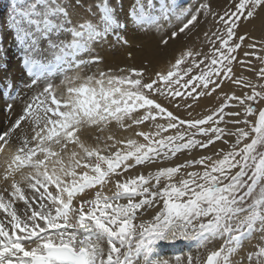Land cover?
<instances>
[{
	"label": "snow or ice",
	"instance_id": "snow-or-ice-1",
	"mask_svg": "<svg viewBox=\"0 0 264 264\" xmlns=\"http://www.w3.org/2000/svg\"><path fill=\"white\" fill-rule=\"evenodd\" d=\"M234 4L216 12L210 0L195 8H181L179 0H134L128 13L134 26L164 31L166 21L173 28L161 36L165 47L211 19L217 27L203 32L210 51L182 45L170 67L152 75L121 67L82 76L77 69L101 62L82 57L91 53V42L127 27L108 0L96 5L98 24H74L57 0H12L8 26L24 46L25 86L38 90L11 127L0 130V264H172L158 249L178 240L195 241L197 249L222 243L203 259L191 252L176 256L175 264H244L235 257L255 233L260 243L247 253V264H264V83L256 82L264 81V56L249 42L252 51L238 59L248 38L239 29L264 9V0ZM81 6L76 0L69 7L75 13ZM251 56L262 66H253ZM237 64L256 80L236 75ZM59 75L62 91L54 83ZM228 84L242 94L223 91ZM213 94L222 102L194 117L200 98ZM146 122L149 129L140 130ZM113 123L136 130L121 138L102 135ZM29 124L31 136L17 137L13 150V133ZM86 126L101 133L92 143L82 138ZM218 141L227 148L214 147ZM178 154L187 158L166 163ZM152 165L160 166L142 170Z\"/></svg>",
	"mask_w": 264,
	"mask_h": 264
},
{
	"label": "rangeland",
	"instance_id": "rangeland-1",
	"mask_svg": "<svg viewBox=\"0 0 264 264\" xmlns=\"http://www.w3.org/2000/svg\"><path fill=\"white\" fill-rule=\"evenodd\" d=\"M32 2H34V0H25L26 4L32 3ZM57 2L64 4V6L68 8V11L70 13L71 19L73 20L74 24L78 23V22H82V19L91 20L97 24L99 23L100 12H99V9L96 7V5L100 2H102V0H79L80 5H82V6L76 8L75 13L73 12V8L69 7V6L76 4V0H67L66 3H65V0H57ZM108 2L110 4V6H112L113 8L116 7L115 16H116L117 20H121V18H123L122 19L123 21L122 20L121 21L127 24V28L126 27H121V28H117V29L115 28V29L110 31L111 33L109 32L105 36L91 42V44H90L91 53L88 54L90 56L82 54V57L84 59H89L91 56H92V58H99L100 57L99 60L101 62L98 63L99 66H98V64H94L95 66H91L90 68L77 69V71H80V74L82 73L81 74L82 76H86V75H90L92 73H96L97 69L105 70V71H107V70L116 71L119 68H121V66L124 68H128V67H130V65H131V67H135V68L136 67L137 68L142 67V68L147 70L146 75H152L156 72V70L157 71L160 70V68H161V70L166 71L170 67L171 63L173 62V57H178V55L180 54L179 49L181 48L182 45H187V47H185L183 49L184 51H187L189 49L202 50L204 52L210 51L209 45L206 44L204 41L203 32L205 30L215 29L217 27V25L214 22H212L211 19H209L207 21L202 19L201 23L198 25V30L194 29L193 33H190L187 37L182 36L181 43L173 42V43H170V45L168 47H165L162 43L159 42L161 40V35L162 34L165 35V33H168V32L170 33L171 30H173V28L169 27V24L166 21H161V25H162L163 30H164L162 32L157 31L155 26L137 27V26H134L133 22L131 21L129 15H128V13H129V11H130L133 3H134V0H108ZM200 2H201V0H179V5L181 8H184V7L195 8L199 5ZM204 2H209V0H204ZM210 2L212 5V8L216 12H222L230 4L232 7L235 6L234 0H210ZM89 7H91V12L87 11V9ZM117 7L121 8V9H119ZM119 11H121V12H119ZM126 11H128V13H126ZM11 12H12V0H0V50H1V52L3 51L1 58L6 63L5 67H4V73L8 72L9 68H11V66L9 64H11L13 62H16L18 64L16 67H14L15 70L11 69V71L8 74H5L4 79L6 81L3 83L6 84V87H9L8 91L12 90L13 89L12 87H15V89L16 88H24L25 91H27L28 87H26L25 85L29 83L30 77L27 74V70L22 68V57L24 55V50H23L24 46L20 42L17 41V39L15 38V33L8 26L9 15ZM93 13H95V15H93ZM121 14H122V16H121ZM127 21H128V23H127ZM173 24L176 27L180 26L175 20L173 21ZM25 27H29V26L25 25ZM133 28H135V29H133ZM29 30L35 32L34 27H30ZM128 30L130 31V33ZM115 31H116V33H115L116 38H115V34H113ZM123 32H124V34H123ZM125 33L128 35H126ZM244 33H247L248 38L244 41V46L239 50L238 59L243 58V54L245 51H252V50L247 49V47H246V45L249 42H255L257 45L255 51L257 52L258 55L264 56V51L260 50L261 41H264V9H260L258 11L257 16L255 18H253L252 20H250V21L245 20L242 23L238 34H244ZM158 34L160 37L158 36ZM37 35H39V33H37ZM124 35L128 38H125ZM146 35H147V37H146ZM150 35H151V38L152 37H154V38L151 39ZM156 36H157V38H156ZM112 37H113V39H112ZM122 37H123V40H122ZM109 38H110V40L112 39L111 41H113V42L109 41ZM130 38L132 41L134 40V38L137 39V41L135 40L133 42H130V40H129ZM53 39H55V37H53ZM60 39L70 40L71 37L65 36L64 34H61ZM149 39H150V41H149ZM158 39H160V40H158ZM139 40H140V43H139ZM153 40H155V41H153ZM105 42L109 45H107ZM134 42H136L135 45H134ZM141 42H143L145 45H146V43L150 44V42H151V44L146 45L147 48H145L146 46H144V44H141ZM152 42H154V43H152ZM7 44L9 46H8V48H5V46ZM124 44L127 45L130 49L128 47L126 48V46H124ZM152 44H153V46H152ZM39 46L41 48H47V46H48L47 39L40 38L39 39ZM132 46L135 47L136 49L132 48ZM137 47H139V48H137ZM148 48L149 49L153 48V49L149 52V51H147ZM136 50L138 51V53L141 51V53L138 54ZM118 52H120V53H118ZM129 52H132L134 54V55H131L133 57L135 55H139V56H135L134 59H133V57L129 58L130 57ZM121 53L124 55H122ZM102 54H104V55H102ZM45 55H47V53H45ZM154 55H155V58H153ZM114 56H116V57H114ZM122 56L124 59L122 58ZM144 56L145 57L147 56L148 57L147 59H149V60L147 61V59H145L146 61H143L145 58ZM156 56H157V58H156ZM85 57H87V58H85ZM127 57L129 60H125V59H127ZM138 57H140V58H138ZM142 57H143V59H142ZM159 57H160V59H159ZM248 59H250L252 61V65L255 66L256 68H259L262 66L260 64V62L258 60H256L255 56L248 57ZM117 60L118 61L121 60V62L120 61L118 62ZM132 60H133V62H132ZM108 61H111L112 64L109 63ZM102 62H106V64L103 63L104 66H102ZM126 62H129V63L127 64ZM141 62L142 63L146 62V63L140 64ZM148 62H150V64ZM121 63H123V64L120 65ZM137 63L139 66L137 65ZM147 65H148V67H145ZM153 67H155L156 70ZM234 70H235L236 75L243 74L245 76H248V77L256 80V77L254 76L253 73L247 71L243 66H241L239 64L235 65ZM20 71H21V73H20ZM14 73H16V74H14ZM68 74H69V76H72L75 73L73 71H69ZM7 76H9V77H7ZM12 76H13V78H12ZM58 77L59 76H56V78H58ZM26 82H28V83H26ZM256 82L257 83H264V81H259V80H256ZM10 83H12V84L10 85ZM77 83H79V81H77ZM0 84H1V81H0ZM20 86H22V87H20ZM223 91L228 92L229 94H231L233 91L237 95L242 94L240 88H237L236 86L231 85V84L226 85L225 88L223 89ZM160 102L162 104L166 103L162 98L160 99ZM221 102H222V100L221 99H215V94H213V97L200 98L198 105L194 109H192L191 111L193 112L194 117L199 118L197 116V113H200L201 115H207L210 110L217 107ZM167 106L170 108V110L176 112V114L180 115L182 118H189V117H187L186 111H184V110L177 111V109H175L171 105H167ZM113 124H115V123H113ZM113 124L110 126H113ZM142 126H148L149 127L150 122H146ZM229 127H231V125H229ZM145 131H147V130H145ZM140 139H142V138H140ZM227 139H229L231 141L234 138L227 137ZM214 147L227 148L226 145H223L219 141L216 143V145ZM211 150H214V148L210 149V150H201V151H195L194 150L192 155L195 157H199L200 155L208 154V151H211ZM261 150H264V149H261ZM186 158L187 157L185 154H178L177 157L174 158L173 161L166 162V163L175 164V163H179V162L183 161ZM157 166H160V165H152L150 167H145V168H148V170H154V168ZM145 168H143V169H145ZM249 203H251V200H249ZM148 217L149 216H147L145 218H148ZM221 243H222V241H220V240L212 241L206 247L197 249L196 252L200 256L203 255V256H201V258L204 256L206 257V255L208 254V252L210 250L218 248L221 245ZM259 243H260V234L255 233L253 238L250 241L244 242L241 251L239 252L238 256L235 257V259H239L240 257H244L245 258L244 264H247V259H246L247 253L254 251L255 245H257Z\"/></svg>",
	"mask_w": 264,
	"mask_h": 264
},
{
	"label": "bare ground",
	"instance_id": "bare-ground-1",
	"mask_svg": "<svg viewBox=\"0 0 264 264\" xmlns=\"http://www.w3.org/2000/svg\"><path fill=\"white\" fill-rule=\"evenodd\" d=\"M123 4V3H122ZM117 8H119V7H117ZM115 9H116V7H115ZM119 9H121V8H119ZM119 12H121V11H119ZM126 13H128V11H126ZM117 14V13H116ZM125 15V14H124ZM121 16H122V14H121ZM126 16V15H125ZM123 18H121V20H122ZM120 20V21H121ZM123 21V20H122ZM132 21V20H131ZM127 23H128V21H127ZM127 28V27H126ZM131 28V27H130ZM115 29V28H114ZM117 29V28H116ZM124 29V28H123ZM132 29V28H131ZM133 29H135V28H133ZM166 29V28H165ZM129 31V30H128ZM172 31V30H171ZM160 32V31H159ZM162 32V31H161ZM111 33V32H110ZM116 33V31L113 33V34H115ZM129 33H130V31H129ZM134 33V32H133ZM169 33V32H168ZM123 34H124V32H123ZM126 34V33H125ZM166 34V33H165ZM126 35H128V34H126ZM130 35V34H129ZM132 36V35H131ZM158 36H159V34H158ZM161 36H163V34L161 35ZM119 37V36H118ZM124 37L125 38H128V37H126L125 35H124ZM133 37V36H132ZM135 37V36H134ZM146 37H147V35H146ZM149 37V36H148ZM160 37V36H159ZM158 37V38H159ZM115 38H116V34H115ZM121 38V37H120ZM150 38H151V35H150ZM152 38H154V37H152ZM151 38V39H152ZM156 38H157V36H156ZM103 39V38H102ZM112 39H113V37H112ZM111 39V40H112ZM145 39V38H144ZM110 40V38H109V41H111ZM118 40V39H117ZM122 40H123V37H122ZM125 40V39H124ZM130 40V42H133V41H137V39H135L134 38V40L132 41L131 40V38L129 39ZM143 40V39H142ZM157 40V39H156ZM158 40H160V39H158ZM108 41V40H107ZM115 41V40H114ZM126 41V40H125ZM149 41H150V39H149ZM153 41H155V40H153ZM8 42V41H7ZM111 42H113V41H111ZM117 42V41H116ZM129 42V41H128ZM160 42V41H159ZM16 43V42H15ZM103 43V42H102ZM106 43V42H105ZM109 43V42H108ZM139 43H140V40H139ZM152 43H154V42H152ZM14 44V43H13ZM107 44V43H106ZM133 44V43H132ZM136 44V42H134V45ZM141 44H144L143 42H141ZM140 44V45H141ZM150 44H151V42H150ZM150 44H147L146 43V45H150ZM17 45V44H16ZM107 45H109V44H107ZM145 44H144V46H146ZM156 45V44H155ZM8 44L5 46V48H8ZM106 46V45H105ZM119 46V45H118ZM124 46H126V48L128 47L127 45H125L124 44ZM143 46V45H142ZM143 46V47H144ZM152 46H153V44H152ZM96 47V46H95ZM140 47V46H139ZM139 47H137V48H139ZM107 48V47H106ZM117 48V47H116ZM119 48V47H118ZM129 48V47H128ZM132 48H135V47H133L132 46ZM141 48V47H140ZM145 48H147V46L145 47ZM144 48V49H145ZM15 49V48H14ZM130 49V48H129ZM136 49V48H135ZM134 49V50H135ZM153 49V48H152ZM151 48L149 49H147V51H151L152 50ZM112 50V49H111ZM143 50V49H142ZM99 51V50H98ZM97 51V52H98ZM101 51V50H100ZM121 51V50H120ZM126 51V50H125ZM137 51V50H136ZM146 51V52H147ZM128 52V51H127ZM100 53V52H99ZM102 53V52H101ZM108 53V52H107ZM118 53H120V52H118ZM125 53V52H124ZM130 54V57L129 58H131V57H133V56H131V55H134L132 52H129ZM132 53V54H131ZM137 53H138V51H137ZM139 53H141V51L139 52ZM138 53V54H139ZM2 54H3V51L1 52V50H0V81H1V84H0V130H2V131H6L8 128H10L11 127V125L13 124V122L17 119V117L21 114V109H22V107L24 106V102L28 99V97L29 96H31L32 95V93L34 92V91H37L38 89H30V88H28V90L27 91H25V89L24 88H16L15 89V87H12L13 89L12 90H10V91H8L7 90V92H9V94H8V101H5V96H4V93L6 92H2V88H6V84L5 83H3V82H5L6 80L4 79L5 78V74H8L10 71H11V69H14V67H16L18 64L16 63V62H13V63H11V64H9L10 66H11V68H9V71L8 72H6V73H4V67H5V61H3V59L1 58L2 57ZM122 54V53H121ZM154 54V53H153ZM152 54V55H153ZM100 55V54H99ZM102 55H104V54H102ZM122 55H124V54H122ZM149 55V54H148ZM151 55V56H152ZM88 56H90V55H88ZM111 56V55H110ZM113 56V55H112ZM127 56V55H126ZM135 56H139V55H135ZM134 56V57H135ZM150 56V55H149ZM22 57V56H21ZM92 57V56H91ZM97 57V56H96ZM114 57H116V56H114ZM134 57H133V59H134ZM145 57V56H144ZM20 58V57H19ZM85 58H87V57H85ZM100 58V57H99ZM118 58V57H117ZM122 58H123V56H122ZM138 58H140V57H138ZM148 57L146 56L145 58H144V60L143 61H146L145 59H147ZM152 58V57H151ZM153 58H155V55H154V57ZM156 58H157V56H156ZM165 58V57H164ZM124 59V58H123ZM137 59V58H136ZM142 59H143V57H142ZM159 59H160V57H159ZM163 59V58H162ZM125 60H129L128 59V57H127V59H125ZM149 59H147V61H148ZM107 61V60H106ZM118 61V60H117ZM120 62H121V60H119ZM118 61V62H119ZM141 61V60H140ZM139 61V62H140ZM109 63H111V61H108ZM114 62V61H113ZM116 62V61H115ZM123 62V61H122ZM132 62H133V60H132ZM103 63H105L106 64V62H102V66H104L103 65ZM127 64L129 63V62H126ZM143 63H146V62H143ZM142 62L140 63V64H143ZM149 64H150V62H148ZM152 63V62H151ZM112 64V63H111ZM123 63H121L120 65H122ZM8 65V66H9ZM108 65V64H107ZM118 65V64H117ZM137 65H138V63H137ZM156 65V64H155ZM93 66H95V65H93ZM98 66H99V64H98ZM134 66V65H133ZM139 66V65H138ZM154 66V65H153ZM97 67V66H96ZM118 67V66H117ZM122 67V66H121ZM130 67H131V65H130ZM145 67H148V65L147 66H145ZM156 67V66H155ZM155 67H153L154 69H155ZM137 68V67H136ZM24 69V68H23ZM138 69H139V67H138ZM149 69V68H148ZM152 69V68H151ZM15 70V69H14ZM20 70V69H19ZM156 70V69H155ZM154 70V71H155ZM160 70H161V68H160ZM150 71V70H149ZM148 71V72H149ZM153 71V70H152ZM151 71V72H152ZM157 71V70H156ZM16 72V71H15ZM150 72V73H151ZM12 73V72H11ZM20 73H21V71H20ZM69 73V72H68ZM149 73V74H150ZM14 74H16V73H14ZM82 74V73H81ZM146 74V73H145ZM69 75V74H68ZM17 76V75H16ZM7 77H9V76H7ZM12 78H13V76H12ZM20 79V78H19ZM62 79H63V76L62 75H59V77L58 78H56V77H54V83L55 84H57V85H59L60 86V88H59V90L60 91H62L63 90V88H64V86L61 84V81H62ZM29 81V80H28ZM26 83H28V82H26ZM29 83H30V81H29ZM12 83H10V85H11ZM9 86V85H8ZM20 87H22V86H20ZM25 87V86H24ZM16 91L15 92V94L14 95H12L11 93L13 92V91ZM16 96H19L20 98L19 99H12V97H16ZM9 105H12V110H11V112H9L8 111V106ZM31 128H32V125H24L23 126V133L21 132V130L20 129H17V131L15 132V133H13V139H12V141H11V144H12V148H13V150H14V148L19 144V140L17 139V137H20V136H22L24 133H26V134H28L29 135V137L31 136ZM149 129V127L148 126H141V128H140V130H148ZM136 129H130V130H128V131H124V130H122V129H120L119 128V126L118 125H116V124H113V126H110L109 125V128L106 130V132L105 133H103L102 135H108L109 133H111V134H113V135H115L117 138H121V137H124V136H128V135H131L134 131H135ZM82 132H83V139H86L89 143H92L93 142V140L91 139L92 137H95L96 135H101V133H99L95 128H93V127H90V126H86L84 129H82ZM9 154H11V153H9ZM4 159V156H3V154H0V161H2ZM150 169V168H149ZM152 169V168H151ZM144 172H147V171H149L148 170V168H145V169H142ZM0 171H2V169H0ZM121 202H123V201H121ZM153 214V212H149V214H148V216L150 217L151 215ZM181 249V250H180ZM158 251H159V255H160V257L161 258H163V259H169V260H171L172 261V264H175V257L176 256H184V255H186L188 252H191V254L193 255V256H196L198 253L196 252L197 251V247L195 246V241H183V240H178V241H176V242H163L160 246H159V249H158ZM201 256H203V255H201ZM200 256V257H201ZM205 257V256H204ZM204 257H202L201 259H203Z\"/></svg>",
	"mask_w": 264,
	"mask_h": 264
}]
</instances>
